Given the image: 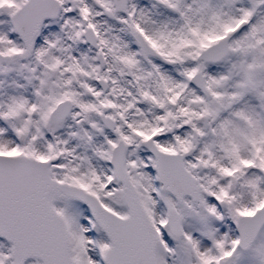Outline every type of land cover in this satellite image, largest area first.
Returning <instances> with one entry per match:
<instances>
[{
  "label": "snow or ice",
  "instance_id": "snow-or-ice-1",
  "mask_svg": "<svg viewBox=\"0 0 264 264\" xmlns=\"http://www.w3.org/2000/svg\"><path fill=\"white\" fill-rule=\"evenodd\" d=\"M0 264H264V0H0Z\"/></svg>",
  "mask_w": 264,
  "mask_h": 264
}]
</instances>
